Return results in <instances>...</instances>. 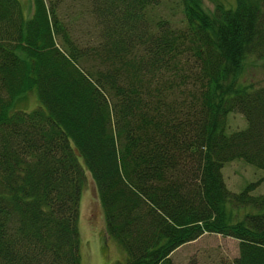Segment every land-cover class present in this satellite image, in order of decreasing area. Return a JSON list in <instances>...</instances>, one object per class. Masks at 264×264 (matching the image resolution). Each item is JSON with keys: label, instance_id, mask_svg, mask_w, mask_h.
Masks as SVG:
<instances>
[{"label": "trees", "instance_id": "1", "mask_svg": "<svg viewBox=\"0 0 264 264\" xmlns=\"http://www.w3.org/2000/svg\"><path fill=\"white\" fill-rule=\"evenodd\" d=\"M31 1L28 18L0 0V264H81L86 172L126 255L113 264H173L205 234L264 264V180L232 193L222 173L264 170V85L243 80L248 59L264 69V0H173L177 23L157 15L167 0H84L93 43L66 0ZM33 92L40 107L15 108ZM234 113L248 127L227 135Z\"/></svg>", "mask_w": 264, "mask_h": 264}, {"label": "rangeland", "instance_id": "2", "mask_svg": "<svg viewBox=\"0 0 264 264\" xmlns=\"http://www.w3.org/2000/svg\"><path fill=\"white\" fill-rule=\"evenodd\" d=\"M24 6L26 15L31 17L33 4L31 0H20ZM203 7L210 12L216 8V4L222 3L228 9H235L236 0H201ZM74 4L75 9L71 14L65 13V8ZM171 2L164 1L157 15L163 20L175 22L181 20L182 15L179 9L176 12L171 9ZM86 12L84 0H66L59 6L58 13L67 20L71 16L77 19V35L83 38L85 43L96 42L98 37L95 23ZM72 12V9H70ZM254 59V58H253ZM248 59L243 70V80L252 82L255 85H264V69L262 63ZM36 92L23 95L16 103L15 108L31 112L40 107ZM248 124L244 116L238 113L227 117L226 134L230 135L235 131L247 129ZM85 171L86 168L80 160ZM224 181L229 191L240 193L250 184H256L264 180V170L255 168L243 160H237L227 164L223 171ZM254 196L264 195V181H262L252 193ZM244 213L251 212L245 209ZM255 213H258L257 211ZM79 231L81 238V264H113L123 261L125 252L118 243L109 237L106 231V220L104 210L98 197L97 188L93 178L86 172V180L80 204ZM238 241L232 238L217 234H205L203 237L192 243L180 247L173 255V264H234L239 255Z\"/></svg>", "mask_w": 264, "mask_h": 264}]
</instances>
